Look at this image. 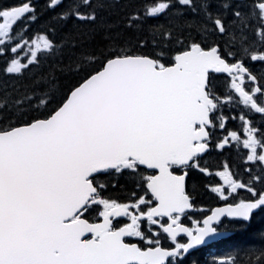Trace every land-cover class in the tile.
<instances>
[{
  "label": "snow or ice",
  "instance_id": "snow-or-ice-1",
  "mask_svg": "<svg viewBox=\"0 0 264 264\" xmlns=\"http://www.w3.org/2000/svg\"><path fill=\"white\" fill-rule=\"evenodd\" d=\"M45 8L56 15L29 35L37 5L0 3V74L24 78L0 94V264H264V116L248 118L264 114V0ZM233 146L236 171L201 164ZM193 174L219 197L197 218Z\"/></svg>",
  "mask_w": 264,
  "mask_h": 264
},
{
  "label": "flooded vegetation",
  "instance_id": "flooded-vegetation-1",
  "mask_svg": "<svg viewBox=\"0 0 264 264\" xmlns=\"http://www.w3.org/2000/svg\"><path fill=\"white\" fill-rule=\"evenodd\" d=\"M257 67H259V65H257ZM223 82V76L217 74V83H222ZM241 111H246L245 106L242 104V102H236L234 101V105H233V111L232 112H228L226 110V114L228 115H236L237 117L239 116V114L241 113ZM262 116H264V114H260V113H256V112H251L248 116L249 119H252L254 121L257 122L256 126H259V122L262 119ZM228 128L230 130H240L241 134H242V129H240V121L239 119L236 120H230L228 122ZM201 161H205L206 162V166L210 167V171L215 174L217 171L222 169V166L225 162H228V164L231 166V170L232 171H236L237 170V165L241 163L239 156L237 155V152L234 148V146L231 148V150H219V149H215V148H211L208 152L207 155H203V158ZM188 183H187V187L189 190H194V194L196 195V199H197V204L194 207L193 210L188 211V214L191 218H197L199 217L201 211L206 210L209 207H216L217 205V200L219 199V197H217L215 194H210L209 191L204 190L201 191V184L204 182H206V180L202 179V177L198 176V175H190L189 178L187 179ZM214 180L216 182H221L222 180L220 177L215 176ZM208 182V181H207ZM208 187L210 189L211 185L208 183ZM119 221L121 223L126 222V218L119 219ZM139 239V238H137ZM141 243V242H140Z\"/></svg>",
  "mask_w": 264,
  "mask_h": 264
},
{
  "label": "trees",
  "instance_id": "trees-1",
  "mask_svg": "<svg viewBox=\"0 0 264 264\" xmlns=\"http://www.w3.org/2000/svg\"><path fill=\"white\" fill-rule=\"evenodd\" d=\"M24 2H27V0H24ZM34 4L37 5V20L35 23L31 25V28L29 30V35L37 33L39 30L44 29L48 27L50 17H53L56 15V12H53L51 10H48L45 8V4L47 0H32ZM71 0H62L63 7H67ZM117 3L123 2V0H116ZM0 3L3 4H13L16 3V0H0ZM153 23H156L157 21H152ZM24 21H19L14 29L15 35L17 37V42H19V38L22 36H25V29L23 28ZM3 63V59L0 58V64ZM31 71H34L32 69ZM29 75V73H25V76ZM24 78L23 77H6L3 74H0V94L4 91V85L7 84L9 89L13 87L16 83H23ZM125 182L123 179L120 180V185H123ZM201 191L204 192L203 188H201ZM107 195L112 196L113 198L123 200V198L127 197L128 190L127 188L116 186V187H109V191ZM232 246H242L245 243H258V240L253 235L249 234L246 237H240L238 234L233 233L230 238ZM213 249L206 248L201 249L198 251V255H200L201 259L203 261H207L211 258V255L216 254L218 252L224 251L226 249V246L223 244H216L212 246Z\"/></svg>",
  "mask_w": 264,
  "mask_h": 264
}]
</instances>
